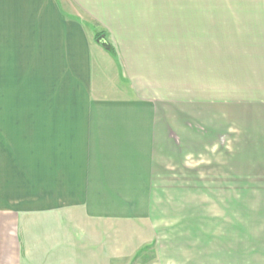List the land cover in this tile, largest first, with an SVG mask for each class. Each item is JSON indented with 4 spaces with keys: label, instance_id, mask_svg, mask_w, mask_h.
Here are the masks:
<instances>
[{
    "label": "crops",
    "instance_id": "0c3cea01",
    "mask_svg": "<svg viewBox=\"0 0 264 264\" xmlns=\"http://www.w3.org/2000/svg\"><path fill=\"white\" fill-rule=\"evenodd\" d=\"M168 1L0 0V264H112V234L142 250V204L174 175L169 108L219 70L204 12L247 45L264 146V0Z\"/></svg>",
    "mask_w": 264,
    "mask_h": 264
},
{
    "label": "rangeland",
    "instance_id": "374dc122",
    "mask_svg": "<svg viewBox=\"0 0 264 264\" xmlns=\"http://www.w3.org/2000/svg\"><path fill=\"white\" fill-rule=\"evenodd\" d=\"M204 13L208 48L216 36L222 46L219 70L214 75L208 68L205 91L176 93L174 114L169 108L174 175L151 189L150 204H142L143 219L135 223L143 246L136 259L130 257L134 246H127L133 236L112 234V246L125 256L112 264H263L261 85L250 83L247 45L231 44L230 28L217 24L214 11Z\"/></svg>",
    "mask_w": 264,
    "mask_h": 264
},
{
    "label": "water",
    "instance_id": "95a60500",
    "mask_svg": "<svg viewBox=\"0 0 264 264\" xmlns=\"http://www.w3.org/2000/svg\"><path fill=\"white\" fill-rule=\"evenodd\" d=\"M102 40V43L106 45V42L103 40L104 38H100Z\"/></svg>",
    "mask_w": 264,
    "mask_h": 264
}]
</instances>
